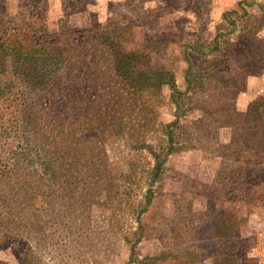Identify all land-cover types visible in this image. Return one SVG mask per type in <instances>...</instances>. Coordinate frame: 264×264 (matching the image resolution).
Here are the masks:
<instances>
[{"label": "rangeland", "instance_id": "374dc122", "mask_svg": "<svg viewBox=\"0 0 264 264\" xmlns=\"http://www.w3.org/2000/svg\"><path fill=\"white\" fill-rule=\"evenodd\" d=\"M0 75V264H264V0H0Z\"/></svg>", "mask_w": 264, "mask_h": 264}, {"label": "trees", "instance_id": "16d2710c", "mask_svg": "<svg viewBox=\"0 0 264 264\" xmlns=\"http://www.w3.org/2000/svg\"><path fill=\"white\" fill-rule=\"evenodd\" d=\"M5 47V46H4ZM3 46H1V49H2V51H8V49H6V48H4ZM112 52H113V49H112ZM19 54H21V55H18V57L21 59H26V60H28V59H30L32 56H31V54L29 53V52H26V51H23V50H21L20 52H19ZM115 55H117V56H119L121 59H120V61H119V63H118V65H117V69H116V71H119L120 70V68L121 67H123V66H125V64L128 62V64L130 65L131 64V62L132 61H134V59L136 58V56H137V53H131V52H125V51H123V50H121L120 49V47L118 46V48L115 50ZM26 60H25V62H26ZM3 71H5L6 72V70H5V68L3 69L2 68V72ZM154 73V72H153ZM153 73H152V75H150L149 76V80H148V82L147 83H150V84H152L153 82L152 81H154V79H156L157 78V76H153ZM3 74V73H2ZM125 75V78L127 79V81H129V82H131V83H133V79H134V75H136V72L132 69H127V72L124 74ZM148 75V74H147ZM146 75V76H147ZM159 75L161 76V79H162V81H165V79L169 76H171V74L168 72V71H163V72H160L159 73ZM145 76V77H146ZM148 77V76H147ZM144 79V77L142 76V77H140V78H138V79H136L135 80V82L136 83H138V82H140V81H142ZM8 82H10L9 84H8ZM12 80L11 81H9V80H7V81H4L3 80V78L1 77V75H0V97L5 93V91H6V89L12 84ZM25 82H28L31 86H37V85H39V86H46V87H49L50 85H51V82L49 83V79H47V78H44V77H42L41 75H36L34 78H30L29 80H22V83H25ZM6 84H8V85H6ZM134 86V85H133ZM264 104V101H263V103L262 104H260V105H263ZM127 106V104L125 103L124 104V108ZM26 107H28L27 106V103H25L24 104V108H25V110H23V112L25 111L26 112V110H27V108ZM123 108V109H124ZM34 111H36V110H34ZM104 111V110H103ZM106 111H104V113H105ZM32 118V113H31V110H29L28 112H26L25 113V119H24V121L25 122H28V120L29 119H31ZM56 118L57 117H55V118H53V119H55L56 120ZM98 119H100V118H98ZM104 119L102 118V121H103ZM60 126V120H59V122L57 123V127H59ZM23 127H24V124H23ZM17 129L18 130H21V129H23L22 128V126L21 125H17ZM165 131H168L169 132V130H165ZM25 150V149H24ZM37 149H36V153H37ZM20 152L21 151H17V152H11V155L14 157V160H15V156H18V154H20ZM21 154H22V152H21ZM45 162V161H44ZM18 165V161L16 160V161H13L12 162V165H11V167L12 168H14V169H16L15 167ZM45 167V169L47 170V173L49 172L50 173V176H52L51 177V180H52V183L50 184V187L52 188H54L56 185H54L53 183H54V180H55V178H56V175H57V173H56V168L55 167H53V165L51 164V162H48V161H46L45 163H42V167ZM159 168V163H157V166H156V170ZM39 187H41V181L39 182V185L36 187L37 189H39ZM41 189V188H40ZM55 189V188H54ZM54 189H52V191L54 190Z\"/></svg>", "mask_w": 264, "mask_h": 264}]
</instances>
